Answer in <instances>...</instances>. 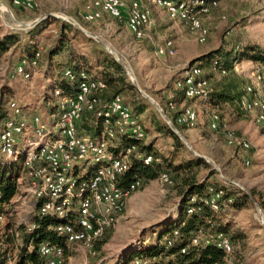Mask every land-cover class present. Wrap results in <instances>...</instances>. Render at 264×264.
<instances>
[{
  "label": "rangeland",
  "instance_id": "obj_1",
  "mask_svg": "<svg viewBox=\"0 0 264 264\" xmlns=\"http://www.w3.org/2000/svg\"><path fill=\"white\" fill-rule=\"evenodd\" d=\"M148 1L145 0V4L150 9L153 27L147 31L145 39L136 41L127 29L125 12L119 19H112L103 14L95 22H86L83 15L90 0H40L39 6L32 11L15 8L12 0H0L1 34L17 33L23 39L33 28L29 26L31 22L50 18L44 33L39 37L36 50L40 51L38 66L29 80L24 81L14 76V68L21 61V45L11 49L0 59V108L5 112V117L6 105L9 101H15L22 106L32 103L35 109H42L38 104V95L41 92L39 89L42 88L45 91L46 94L43 97L46 101L52 96L56 83V81L53 83L47 81L50 73L54 72L46 55L47 50L55 40V34L60 27L59 22L75 23L82 29L79 31L74 27L82 36H77L72 41V45L85 56L86 71L98 78V69L93 63V52L95 48H100L122 63L129 82L131 84L134 82L139 92L147 96V98L143 96L148 104L147 110L142 115H138L145 131V139L141 144L147 146L150 143L151 154L158 158V162L167 161L177 165L182 158L194 156L193 152L203 150L209 157H206V160L216 172L211 182L245 190L244 192L248 194L255 193V197L247 208L220 210L221 221L219 222L226 234L235 241L234 252L227 259L240 257L242 264H264V208L259 204L264 201V191L259 193L255 189L249 190L240 181V178L248 176V169L252 166L245 165L242 159L238 160L236 157L239 150L227 146L225 141V133L231 132L234 136L247 140L251 146L250 150L257 148L256 143L264 149V126H258L252 119L242 117L241 119L255 130L258 137L249 139L221 125L220 119L224 114L214 110L213 113L219 116L217 129L212 130L209 120L203 118L204 141L202 144H196L183 134L185 127L177 126L172 122L173 113L169 112L171 102L176 105L177 112L181 110L179 104L183 95L178 91V96L175 95V85L183 79L182 74L191 62L186 55L191 53L200 55L222 44L228 49L252 44L264 49V0H216L217 7L210 14L202 17L203 24L208 29V36L203 44L196 41L195 35L187 26L170 20L165 10L152 6ZM83 37L92 42L86 41ZM166 41L172 42L175 53L171 57H159L156 55V49ZM244 61L246 60H238L233 64L238 66L236 70L238 74H243L241 73L243 65L240 64ZM166 67H170L171 71H165ZM200 67L204 78L208 80L212 88V94L204 100L205 103L212 98L215 99L212 96L218 94L224 97L234 96L233 98L239 95L240 98L245 93L244 79H237L239 77H234L232 71L230 74V71L221 74L218 69H213L212 65H200ZM138 74L143 79H140ZM226 76L228 79H225ZM240 76L243 78V75ZM232 85L235 88L234 94L229 90ZM120 97L126 103L124 94ZM202 103V100H196L191 102V105L200 106ZM155 105L162 110L183 139L181 141L185 148H179L177 155L173 154L175 153L172 149L173 140L164 131L160 134L157 132L154 122L169 125L165 116ZM214 142L219 145L216 149H213ZM118 146L116 141L115 147ZM230 157L233 158L232 163L225 165L224 160ZM168 172L172 175L170 171ZM127 201L121 218L91 248H85L79 244L65 248L66 264H121L120 262L126 264L139 254L135 252L129 258L132 252L155 243L161 226L172 220H178L179 198L174 190V181L169 185L161 183L158 178L144 182V185ZM17 208L18 215L16 214L15 220L11 221L13 222L11 227L15 224L14 222L30 221L29 206L18 207L17 205ZM18 245L12 239L8 247V253L11 256L17 255Z\"/></svg>",
  "mask_w": 264,
  "mask_h": 264
},
{
  "label": "built area",
  "instance_id": "obj_2",
  "mask_svg": "<svg viewBox=\"0 0 264 264\" xmlns=\"http://www.w3.org/2000/svg\"><path fill=\"white\" fill-rule=\"evenodd\" d=\"M40 0H12L15 8L25 11L35 10ZM152 6L165 10L172 21L183 23L195 35L196 41L205 43L208 29L202 17L217 7L216 0H149ZM126 13V26L136 41L145 39L146 33L153 27L150 9L145 0H90L85 7L83 19L95 22L103 14L112 19H119ZM175 53L171 41L157 47L156 55L171 57ZM40 51L31 58L21 60L14 68V76L24 81L35 74ZM237 70L236 66H234ZM221 74L224 70L214 65ZM252 84L246 86L245 94H252L256 85L264 82V68L256 65L252 71ZM63 76L76 82L72 94L55 87L52 98L54 112L48 120L39 113L28 115L25 106L9 101L6 105V117L0 120V164L19 163L20 174L17 179V195L12 199L6 211L0 214V227L7 221L15 220L18 207L28 205L30 221L15 222L8 231L12 239L21 243L22 233L18 226H24V232L35 228L31 222L33 216H55L60 223L56 227L58 235L63 236L65 247L49 242L36 245L29 243L27 251L37 253L39 264H66V250L71 245L79 244L85 248L100 240L104 233L121 218L125 203L130 196L143 185L141 178L132 179L127 185L121 181L130 169L133 160H140L144 165L157 161L153 155H144L136 143H127L115 147L118 138L142 142L145 131L141 122L120 96L102 99L107 87L104 81L93 77L89 72L80 70L75 73L66 69ZM183 98L189 101L206 100L212 88L194 65L185 71L184 77L175 85ZM241 108L254 113V123L264 126V99L243 98ZM173 113V122L177 126L193 129L198 123V113L183 107L179 112L174 103L169 104ZM85 114H92L99 122L100 131L96 138H91L80 124ZM210 127L216 130L219 116L211 113ZM226 145L238 150L248 151L251 146L243 138L225 133ZM115 149V150H114ZM247 163V162H246ZM248 164V163H247ZM163 184H171L170 173L159 176ZM223 190L210 189L208 196L200 201L212 211L219 212L229 206L230 200L223 199ZM196 198L191 199V204ZM199 208L190 206L187 215H192ZM18 215V214H17ZM178 237L174 230L166 238L170 245ZM213 244L228 258L233 252L231 238L223 232L206 233L198 231L191 239V245ZM185 253V249L181 251ZM2 264H17L15 256H6ZM33 264V263H28ZM126 264H149L144 258H134Z\"/></svg>",
  "mask_w": 264,
  "mask_h": 264
},
{
  "label": "trees",
  "instance_id": "obj_3",
  "mask_svg": "<svg viewBox=\"0 0 264 264\" xmlns=\"http://www.w3.org/2000/svg\"><path fill=\"white\" fill-rule=\"evenodd\" d=\"M49 20L50 18H47L37 23L27 32L23 39L17 33L1 34L0 32V59L11 49H15L20 45L21 60L31 58L38 48L39 37L44 33ZM59 23L60 27L55 34V40L47 50L46 55L50 65H52V70L57 76L55 87L72 94L75 92L77 84L75 81H68L63 76V73L66 69H71L75 73L80 70L86 71L87 60L72 45V41L77 36H82V34L67 22ZM83 38L88 42H92L90 39ZM93 60L98 69V78L104 81L107 87L102 99L108 100L124 94L126 98L125 105L130 107L136 116L145 113L148 104L139 90L129 82L123 67L111 55L100 48H95ZM238 60H249L264 64V49L254 44L235 46L228 49L222 44L215 50L192 60L189 65L191 67L196 65L200 69V65H212V67L215 65L228 73L233 71V64ZM176 96H178V93H176ZM212 97H215V99L212 98L210 103L233 102L240 99L239 95L235 96V98H233L234 96L224 97L219 94ZM239 104L241 107V101ZM3 118H5V112L0 108V120ZM95 122L97 120L92 114H85L81 121L80 129L91 138H96L99 135L100 124ZM154 123L159 133L164 131L173 140L172 149L175 151L174 155L178 154L179 148H185L183 142L169 126L159 122ZM117 142L119 146H124L127 143H136L139 151L145 156L150 155L152 151L150 146H144L141 142H136L132 139L118 138ZM168 171L172 173L170 180L171 182L174 181V190L179 198L178 208L180 216L178 220H172L160 227L155 243L132 252L129 258L132 257L133 253L138 252L139 254L134 258H144L149 264H227L226 256L213 244L201 243L195 246L190 244L191 239L200 230L210 234L216 232L226 233L220 225L221 222H219V220L221 221L219 217L220 211H212L208 206H204L200 200L208 196L210 189H221L224 192L223 199L231 201L228 205L235 210H241L251 204L255 193L248 194L238 188L220 186L216 182H211L212 177L216 174L211 165L204 159L191 155L188 158H182L177 165L167 161H152L149 165H144L140 160H133L120 185L125 186L134 178H141L144 182L155 180L159 178L161 173ZM19 174V163L0 164V214L6 211V208L18 193L17 179ZM193 197L196 198V201L191 204ZM259 204L264 208V201ZM190 206L199 208V210L192 215H187V209ZM31 222L35 224V228L30 232H24V226L22 225L18 226L22 236L21 243L17 246V255L15 256L17 264H28L29 262L39 264L41 262L36 252L27 251L29 243L36 245L42 242H49L65 247L64 237L56 232V227L60 220L55 216H33ZM12 224L13 222L7 221L4 226L0 227V264L4 262L6 256H11L8 253V247L12 243V237L8 231L12 228ZM174 230H177L178 237L168 245L165 240L171 236ZM183 249H185V253H181Z\"/></svg>",
  "mask_w": 264,
  "mask_h": 264
},
{
  "label": "crops",
  "instance_id": "obj_4",
  "mask_svg": "<svg viewBox=\"0 0 264 264\" xmlns=\"http://www.w3.org/2000/svg\"><path fill=\"white\" fill-rule=\"evenodd\" d=\"M177 37H176V39H177ZM215 49L216 48H210V49H208V51H205L200 55L199 54L195 55V54L191 53V54H188L186 56H188V60L192 61V60H194V59H196V58H198V57H200V56H202V55H204V54H206L212 50H215ZM240 65H243V66H241V67H243V68H241V70L243 69V71L241 72L243 74H238V72L234 68V65H233L234 71H232V73H233L234 77H236V76L239 77V78L236 77L237 79H244V81H245L244 83L246 84V86L252 84V82H253L252 75H251L253 68L256 65H261L262 67H264V64L254 63V62H251L248 60L241 62ZM236 68L238 69V66ZM165 71H167V72L171 71V68L166 67ZM230 73H231V71L229 72V74ZM184 74H185V72L182 75H184ZM240 75H243V78H241L242 76H240ZM138 77L140 79H143L140 74H138ZM227 77L228 76H226L225 79ZM47 81H51V83L55 82L56 81V74L54 72H51ZM54 88H55V86H54ZM234 89L235 88L233 85L229 88V90L231 91L232 94H234ZM236 90H238V89L236 88ZM39 91H41V92L38 95L39 96V103L38 104H40L42 109L37 110V109H35V106L32 105V103H28V104L24 105L25 106V112L29 116L36 114V113H39L43 116L44 120H48L50 117V114H52L55 111L53 108L55 101L51 96L46 101H44L43 95L46 93H45V91H43L42 88H40ZM176 93H178L177 90H176ZM176 93H175V95H176ZM256 97L264 99V82L259 84V85H256L252 94L248 95V94L244 93L242 95V97H240L239 100L242 101L243 98L252 99V98H256ZM200 100H202V99H200ZM239 100L238 101L234 100L233 102L221 101V102H217V103H210V101L205 103V101L202 100L203 101L202 105L197 106L195 104L191 105V102H193V101L185 100L182 97V101L181 102L179 101L180 102V104H179L180 109L183 107H190L198 113L197 126L193 129H187L186 128V130L184 131L183 134H185L187 137H189L196 144H202V141H204L203 132L205 129L204 123H203V118H207L209 120L210 119L209 114L213 113L214 110H217V111L219 110L222 114H224L223 116H221L222 119H220L221 125H224L227 128L233 129L234 131L238 132L239 134H242L243 136H245L246 138H249V139L252 137L258 138L257 134H255V130H253L251 128V125H249L247 122H245L241 119L242 117L245 116L246 118L252 119L254 121V113L242 111L241 110L242 108L240 107V104H239V102H240ZM158 134H160V133L158 132ZM255 140H257V139H255ZM255 145L257 146V148H253V149L248 150V151L239 150L236 158L238 160L242 159V161L245 163V165L252 166L251 168L248 169V172H247L248 176L240 178V181H242V183L245 184L249 188V190L255 189L257 192L263 193V191H264L263 190L264 189V178H263L264 177V149L261 148V146H258L257 143ZM147 146L151 147L150 143L147 144ZM218 146H219L218 143L214 142L213 149H216ZM197 154L204 157L205 159L209 158V157H207L208 154H205L203 150H198ZM210 154H212V153H210ZM232 159L233 158L230 157V158L224 160L225 165H228V163L231 164L233 161ZM226 180H228V179H226ZM151 181H153V180H151ZM145 182H148V181H145ZM127 202L128 201H126V203ZM225 208L233 209L230 206H227ZM177 215L179 218V216H180L179 212ZM234 242L235 241L232 240L233 252H234ZM227 260H229L228 262L226 261L227 264H242L240 261V257H236V258L231 257L230 259H227ZM120 263L125 264L123 262H120Z\"/></svg>",
  "mask_w": 264,
  "mask_h": 264
},
{
  "label": "water",
  "instance_id": "obj_5",
  "mask_svg": "<svg viewBox=\"0 0 264 264\" xmlns=\"http://www.w3.org/2000/svg\"><path fill=\"white\" fill-rule=\"evenodd\" d=\"M41 21V19H37V20H35L34 22H31L30 24H29V26L30 27H34L37 23H39ZM71 24H72V26H74L76 29H78L79 31H82V29L78 26V25H76L75 23H73V22H70ZM116 61L123 67V69H124V71H126L125 70V67L122 65V63L119 61V60H117L116 59ZM190 67V65L189 66H187V68H186V70L185 71H187L188 70V68ZM132 85L134 86V87H136L137 88V86L134 84V82H132ZM142 96H144V97H146L147 98V96H145L144 94H141ZM157 108H158V106L157 105H155ZM158 110L165 116V114L162 112V110H160V108H158ZM165 118L167 119V122H168V125H169V127H170V129L179 137V139L180 140H183L181 137H180V135L178 134V132L174 129V127L172 126V124H171V122L168 120V118L165 116ZM193 154H194V156H196V157H198V158H202V159H204L206 162H208V160H206L204 157H202V156H200V155H198L197 153H194L193 152ZM209 163V162H208Z\"/></svg>",
  "mask_w": 264,
  "mask_h": 264
}]
</instances>
